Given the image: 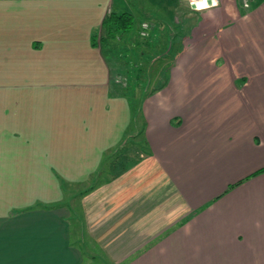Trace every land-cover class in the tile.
<instances>
[{
	"label": "crops",
	"instance_id": "0c3cea01",
	"mask_svg": "<svg viewBox=\"0 0 264 264\" xmlns=\"http://www.w3.org/2000/svg\"><path fill=\"white\" fill-rule=\"evenodd\" d=\"M114 7L133 16L123 37L140 38L146 22L151 41L183 43L162 81L139 97L145 151L110 166V177L89 185L75 206L55 199V207L33 208L10 174L0 179V264H81L89 257L82 238L104 264H264V0L247 10L240 0H219L201 12L184 0H0V93L10 92L14 124L26 125L0 128V146L17 140L32 149L38 141L39 154L49 141L63 168L86 173L109 141L124 138L118 127L115 139L101 142L89 117H78L80 95L70 97L96 89L92 103L115 97L105 58L90 47ZM171 27L174 39L164 32ZM61 90L78 105L66 121L64 103L44 99ZM40 107L61 110L39 118ZM57 117L68 125L65 141ZM80 133L91 142L86 149ZM7 156L12 174L31 166ZM15 198L21 205L9 209Z\"/></svg>",
	"mask_w": 264,
	"mask_h": 264
},
{
	"label": "rangeland",
	"instance_id": "374dc122",
	"mask_svg": "<svg viewBox=\"0 0 264 264\" xmlns=\"http://www.w3.org/2000/svg\"><path fill=\"white\" fill-rule=\"evenodd\" d=\"M134 6L135 5L132 7L131 5L130 9L135 16V20L138 21L140 20V13L138 9H134ZM113 9L114 12L119 11L117 7H114ZM146 24L149 28V24ZM174 30L175 28L172 27L169 29L165 28L164 32H169L170 37L174 39ZM175 31H177V29ZM96 34L101 36L103 35V32L100 29ZM173 39H171V41H174ZM182 44V41L180 45L172 43L160 44L159 40L153 42L147 35L142 39L141 37L137 38L136 36L123 37L119 40L110 42L106 47H101L102 50L104 49L102 53L107 63L112 66L110 68L111 75L109 78L111 81L109 84L111 85V89L113 91L116 90L114 92L115 97L113 98L110 97L109 94H105L104 96L103 93L101 95L103 96L101 100L106 101L105 105L97 101H94V103L91 102L92 96H94V100L99 99V97L94 95H99L98 89H96L94 92L91 90H86L74 95H70L71 93L69 94L68 91L63 90L60 92H51L52 94H55H50L51 96L44 94V99L48 101L64 103L63 106L68 109V112L65 113V118H63L65 121L67 119L66 116L74 114L73 111H75L76 106H78L76 104V106H73L72 103H75V101L70 97L80 95L78 117H80L82 113L89 117V132H91L94 136L96 135L97 137L102 134L101 136H103L104 139L101 142H107L110 139H115V133L118 134L116 132V128L119 127L118 132L120 135H123L124 138H122V140L109 141L113 142V145L110 147L109 144L106 143L108 144V148L111 149L103 151L102 155H99L95 158V160L98 158L100 160L99 166L96 169L82 173L75 172L71 164L63 168L60 160L56 158V153L54 150L56 147L54 144L50 145L48 140V146L42 147L41 150H39V154L33 150L38 148V141H33V147L32 149H29L28 145H24L20 141L7 140L5 142L9 143L10 145L4 143V145L0 146V156L2 155L3 157V159H1L2 166H0L3 171H1L0 179L3 180V178H6L7 175L10 174V177L21 186V188H19L20 191L21 189L26 191L27 198L30 196H35L34 198L30 197V199L26 201V205L29 204L28 206L33 208L55 207L57 205L54 202L55 199H58V201L63 205L68 206L72 204L75 206L74 203L79 200L81 194L83 193L82 191H86L89 185H94L96 183L98 184V182L110 177L109 172H107L109 171L110 166L113 164H125V162L130 159L131 155L129 154L131 151L135 153L138 149L140 150L141 147H143L145 151V144H143L141 130L140 127L138 128L140 123L137 119L139 113V110H137V105L140 100L139 97L142 93H144L145 89L149 90L152 85L162 81L164 77L162 76L161 71L167 69L170 64L171 57L173 58V56L177 54L179 47L182 48ZM8 93L10 92L0 93V120H3V123H0V128H26L25 122L22 124L16 122V125L14 124L13 121L15 117L13 119V115L16 111L6 105V101L8 100L6 95ZM147 93L148 91L145 94ZM69 95L70 97H68ZM33 110L37 116L41 118L42 113L44 114V111L48 110L49 112V110H58L60 112L61 108L58 107L57 109H49L40 107L33 108ZM62 110L65 111L63 108ZM92 110L97 111V113L94 114V118H96V120H93L91 117ZM3 116L5 117L3 118ZM46 116H50V113H48ZM63 119L61 117L56 118L59 125L61 124V127H58L57 132L58 134L63 135L65 141L70 133H68V125ZM89 121L87 120V123ZM37 123L38 121H36V124ZM62 123L65 124L63 125ZM80 126L82 127L81 132L85 131L84 125L81 124ZM11 134L14 137H17L18 135L15 133ZM86 136V133H80L79 136L80 143L82 145L81 148L83 149H86V147L91 144V142H87ZM59 138L61 137L59 136ZM101 142L100 140H97V144ZM63 148L66 151L68 144L66 143L62 149ZM9 151L14 153V156L20 157L19 161L29 159L31 166H29L27 162L25 164L26 166L20 164L17 174H12V167L14 163L12 159L13 156H7ZM114 151H117V153ZM8 159L10 160L11 164L9 163ZM15 160L17 161V159ZM112 160H114L113 163H111ZM61 168L63 169L61 170ZM26 175L29 177L25 179L23 183H21L20 181H23L24 176ZM42 197H47V199L45 201H40L39 198ZM19 205L21 204L18 203L17 198L12 199L9 209L10 206L19 207ZM13 209L15 208H11V210ZM82 240L84 241V245L81 244L83 247L79 248H81V250L83 249L85 253L89 255V257L82 255L81 264H104L101 258H98V256H101L98 248L90 247L91 245H88L87 240L84 238H82Z\"/></svg>",
	"mask_w": 264,
	"mask_h": 264
},
{
	"label": "trees",
	"instance_id": "16d2710c",
	"mask_svg": "<svg viewBox=\"0 0 264 264\" xmlns=\"http://www.w3.org/2000/svg\"><path fill=\"white\" fill-rule=\"evenodd\" d=\"M132 27L133 16L131 13L111 12L110 14L106 15L101 22L100 29L103 32V35L99 36L95 33L94 35L90 36V47L98 48L103 55L102 51L104 49L102 50L101 47H106L110 42L121 39L122 35L129 32ZM105 62L107 63L106 59ZM108 66L109 68L112 67L110 64H108ZM109 71L111 70L109 69Z\"/></svg>",
	"mask_w": 264,
	"mask_h": 264
},
{
	"label": "clouds",
	"instance_id": "9594fccd",
	"mask_svg": "<svg viewBox=\"0 0 264 264\" xmlns=\"http://www.w3.org/2000/svg\"><path fill=\"white\" fill-rule=\"evenodd\" d=\"M189 5L197 11L217 7L219 0H188Z\"/></svg>",
	"mask_w": 264,
	"mask_h": 264
},
{
	"label": "built area",
	"instance_id": "2783aa9c",
	"mask_svg": "<svg viewBox=\"0 0 264 264\" xmlns=\"http://www.w3.org/2000/svg\"><path fill=\"white\" fill-rule=\"evenodd\" d=\"M187 5H188V8L193 11V12H201V11H197V10H194L188 3V0H184ZM254 0H240V3H241V7L245 10L249 9L250 6H251V3L253 2ZM219 5V4H218ZM215 8V7H214ZM212 9V8H210ZM205 10H208V9H205ZM204 11V10H202ZM110 9H108V14L110 13ZM148 25L146 23H142L141 24V31H140V37L144 38L147 36V31H148Z\"/></svg>",
	"mask_w": 264,
	"mask_h": 264
}]
</instances>
